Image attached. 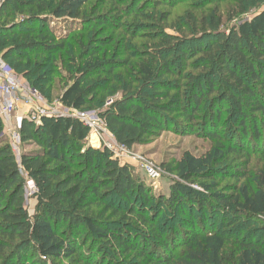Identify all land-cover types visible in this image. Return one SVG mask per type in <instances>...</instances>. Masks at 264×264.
<instances>
[{"label": "trees", "instance_id": "16d2710c", "mask_svg": "<svg viewBox=\"0 0 264 264\" xmlns=\"http://www.w3.org/2000/svg\"><path fill=\"white\" fill-rule=\"evenodd\" d=\"M105 3L0 0V58L48 98L60 57V103L109 101L97 115L127 150L169 130L209 150L162 164L153 194L77 120H22L19 163L0 120V264H264V166L247 169L264 158V0Z\"/></svg>", "mask_w": 264, "mask_h": 264}, {"label": "rangeland", "instance_id": "374dc122", "mask_svg": "<svg viewBox=\"0 0 264 264\" xmlns=\"http://www.w3.org/2000/svg\"><path fill=\"white\" fill-rule=\"evenodd\" d=\"M53 1L55 4L57 3L58 0H53ZM107 1L109 0H105L106 2L105 4H107ZM185 8H186L185 4H181L178 6L176 10L179 11L180 9H185ZM95 9L98 13H100L105 9V5L100 6V4H98L95 1L91 2V4H89V6L87 7V14L92 15V12ZM4 62L7 64L9 63L8 61H4ZM15 63L17 65V62ZM47 65L51 71L49 76H51L52 81L56 85H55V89H53L50 92V95L48 96V98H45L39 93L42 98V101L44 105L50 109H55L59 111L63 109H67L59 101V97L63 89L65 88V81L63 82L62 79H60V76L65 78V75L62 71V66L60 64V57H56V56L49 57ZM26 80L29 81L31 84L33 82V79L31 78L26 79ZM26 80L24 81L27 82ZM108 105H109V101L106 102L105 105L101 109H96L95 111L83 110L79 112L87 113V114L88 113L97 114L99 111H102ZM21 113L22 111L19 109L15 111L11 116L9 125H7V127L11 128L12 131L17 132L18 134H19V127H20L21 121L24 120ZM2 127H3L2 131H4L5 126L2 125ZM3 139H5V142L11 147V151L17 163L20 162V158L23 152L31 151V149L34 148L33 146L23 144L20 139L18 142L13 143V144H9V139L7 138V136L6 137L3 136ZM102 139H101V144L103 142L109 145L114 144V140L109 133ZM92 143L94 145L96 144V140L94 138H92ZM207 150H209V144L207 141H203L192 135L177 134V133L172 132V130H169L167 132L161 133L154 141H150L144 145L133 147L131 150H128L126 154L121 155L117 160L119 161L120 164L129 166L132 169L133 176L140 177V179L145 183H147V180L144 176L143 165L151 164L154 167H156L158 169L157 171L158 179L157 181L152 182V185H153L152 193L153 194H167L168 187L170 185V180L172 178L171 176H167L164 172L162 173L160 166L162 164L170 165L178 161L182 153L185 151H190L191 153L199 156L200 154L205 153ZM262 166H264V158H260L259 156H254L251 158V161L247 169L248 171H252L253 169H258ZM238 167L242 168L241 166H238ZM227 183L232 184L233 180L231 178H228L222 182V185L227 184ZM25 206L27 207L29 212H32L34 209L35 200L33 199L32 196H30V193L26 194ZM254 228L255 227H252V229ZM259 235L258 233H256L254 235L255 239H258ZM262 244L264 245V238L262 239ZM230 250H233L232 246L227 247L226 253L228 255L230 254ZM55 264H75V263H69V262H64L62 260H58L55 262Z\"/></svg>", "mask_w": 264, "mask_h": 264}, {"label": "built area", "instance_id": "2783aa9c", "mask_svg": "<svg viewBox=\"0 0 264 264\" xmlns=\"http://www.w3.org/2000/svg\"><path fill=\"white\" fill-rule=\"evenodd\" d=\"M22 111V117L25 120L34 122L36 125L43 118H71L79 121L89 131L86 139L87 145L94 149L106 148L112 152L113 157L118 159L121 155L126 154L127 149L117 145L105 142L101 144V139L108 132L104 127L102 120L94 113H82L76 110L63 109L61 111L47 108L39 92L32 88L27 82L16 75L13 70L0 58V120L4 131L1 136H7L9 144L19 141L20 136L17 132L7 127L10 123L12 114L17 110ZM92 138L96 140V146L92 143ZM103 140V139H102ZM144 176L147 182H155L158 179V169L151 164L143 165ZM35 191L34 184L31 181L26 182V194L33 195Z\"/></svg>", "mask_w": 264, "mask_h": 264}]
</instances>
